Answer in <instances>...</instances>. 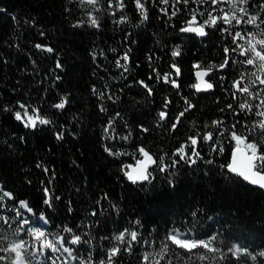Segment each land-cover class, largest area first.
Instances as JSON below:
<instances>
[{
  "label": "trees",
  "instance_id": "obj_1",
  "mask_svg": "<svg viewBox=\"0 0 264 264\" xmlns=\"http://www.w3.org/2000/svg\"><path fill=\"white\" fill-rule=\"evenodd\" d=\"M150 1L142 0L148 14L143 20L134 0H124L123 10L109 8L108 0H101L99 11L82 5L80 0H0V186L11 192L16 202L27 201L35 213L21 209L31 225L14 235L19 227L20 218L15 216L18 203L0 202L5 204L0 216L8 217L10 224L0 220V234L9 240L30 241L28 227L41 229L50 238L58 234L67 238L69 234L63 229L72 228L90 243L66 244L77 258H68L69 264L89 258L99 264L116 244L114 237L125 228L138 231L140 242L133 243L131 252L123 251L125 245H121L115 264H143L145 252L153 254L149 261L152 264L159 259L156 253L161 242L175 230L188 233L189 239L218 235L217 245L225 253L233 244L253 253L264 251V191L221 167L228 164L235 147L230 136L233 124L235 131L256 141L264 151L260 129L249 133L245 127L261 120L255 112L264 108H255L258 99L240 93L236 99L232 97V82L246 73L242 86L248 84L254 79L250 73L256 69H243L241 60L230 53L229 66L214 69L207 77L214 88L197 92L192 88L194 65L207 68L223 62V49L233 43L232 36L219 29H232L233 25L221 22L203 38L182 33L185 20L166 17ZM261 1L249 0L245 7L253 15L259 12L264 19ZM89 12L98 18V28L88 22ZM122 16L127 17L126 22L117 23ZM241 27L245 32L260 31L250 25ZM37 44L54 51L38 49ZM177 46L181 56L173 58L171 53ZM125 52L129 56L127 72L116 63H125L121 59ZM57 61L62 68L56 67ZM172 63L181 69L179 89L157 78V73L162 77L174 72ZM141 80L151 87V95L138 83ZM262 87L257 82L253 91ZM100 92L105 94L103 98ZM61 97H67L66 107L53 108ZM184 98L194 107L185 112L173 131L171 123L186 107ZM245 99L253 104V111L238 107ZM165 100L171 101L167 109ZM17 102L30 105V113L32 107L39 108L40 115L52 123L25 128L14 117L15 111L22 112ZM229 103L233 109L226 107ZM162 110L168 114L163 121L159 118ZM214 120L223 121L219 129L212 126ZM110 121L112 128L105 132ZM57 131L63 132L62 140L56 139ZM208 131L213 132L215 146H222L223 152H214L213 145L201 139L197 150L203 159L196 164L181 160L166 172L152 166L149 172L154 179L150 183L127 179L125 172L130 169L126 166H135L142 159L138 148L144 147L155 158L163 157L165 163H171L178 159L172 154L189 142V136H203ZM220 131L224 135H219ZM105 147L122 154L110 155ZM45 187L53 197L51 207L44 203ZM93 211L97 215H91ZM41 213L47 223L40 220ZM137 220L140 224L135 223ZM201 253L204 250L188 253L169 243L168 256L160 264H167L168 259L172 264H213L212 260L197 259ZM56 255H61V260L67 257L48 253ZM41 264L50 261L42 258ZM215 264H264V258L256 262L246 257L236 260L227 253L224 260L217 256Z\"/></svg>",
  "mask_w": 264,
  "mask_h": 264
},
{
  "label": "snow or ice",
  "instance_id": "obj_2",
  "mask_svg": "<svg viewBox=\"0 0 264 264\" xmlns=\"http://www.w3.org/2000/svg\"><path fill=\"white\" fill-rule=\"evenodd\" d=\"M136 8L138 9L143 20L148 19L147 8L145 3L142 0H134ZM188 0H184V3H187ZM213 6L212 11L208 13L207 17L200 22L197 20V16L193 14L191 19L186 22V26L182 27L180 31L182 33H192L198 37H206L208 32L206 28H216L221 22L223 25L232 26L235 22L236 26L240 25H250L256 29H259V34L257 32H242L235 31L234 33L230 31L229 27H222L219 30L224 33H228L232 36V43L235 47L229 49L227 46L223 49L224 60L219 65H211L207 68H201L199 63L194 65V68L197 69L195 76L197 82L192 85L197 92L209 91L214 88V84L205 79L209 74L215 70H223L229 66V61L231 60L230 53H236L239 51L240 56L246 57L241 63L252 66L256 69L250 73L254 79H251L248 84H243V81L246 79L248 74L241 73L239 79H236L232 82V88L235 89L232 92L233 99L237 98V93L243 94L246 97H250L251 100H259V103L255 105V108L261 109L264 108V96L261 94L264 93V87L259 88L258 91H253V88L259 85H264V28H261V25L264 24V19H261L260 13L253 15L245 7L249 4V0H208ZM82 5L90 6L94 11L100 10L101 0H80ZM162 3L167 4L169 0H162ZM227 3L230 5V10L225 11L223 8H219L217 11L218 5ZM124 0H116V3L113 4V0H108V7H116L120 10L124 8ZM261 11H264V4L259 5ZM167 13V9H161ZM213 13H216L215 15ZM115 15V12L112 13ZM175 13H173L174 15ZM89 23L93 27H99L98 18L92 14L88 13ZM15 19V17L13 18ZM127 17L122 16L117 23L126 22ZM43 35V33H41ZM258 35L260 38H258ZM239 41H244V43H239ZM259 46V47H258ZM36 48L45 50L47 52H53L54 50L51 47H46L41 44L35 45ZM173 58L181 56V51L179 46H177L171 53ZM124 64L117 60V66L122 68L124 72L128 71L126 63L129 61L128 53L125 52L121 57ZM151 59V57H149ZM57 68H62V65L59 61L56 63ZM171 68L174 72L165 73L162 77L157 73V78L162 79L165 83H170L172 87L179 89L180 84L178 82V77L181 74V69L176 63L171 64ZM260 75H257V73ZM59 79V77H57ZM151 79V77H150ZM223 81L224 77L220 78ZM138 83L143 86L149 95L152 94V89L147 83L143 80L138 81ZM93 92H96V89H93ZM100 97H104V93H99ZM111 99V96L108 97ZM18 103L19 109L21 111H15L14 117L16 120L23 123L25 128L36 129L38 125H50L52 121L40 115L39 108L32 107L31 113L29 112L30 105L24 103ZM68 103L67 97H61L58 103L52 105L53 108L63 110ZM171 101L165 100L164 108L167 109ZM184 104L186 105L184 111H181L175 118V121L171 123V129L174 131L177 128V125L181 122V117L185 115V112L191 110L194 105L190 100L184 98ZM228 109H233V105L229 103L226 106ZM238 107L243 111L247 110L249 112L253 111V104L249 102L248 99H245L243 103H240ZM5 111L10 109L5 108ZM101 111H105L103 106H101ZM221 112L224 111L223 108L220 109ZM239 115V113H236ZM117 116L120 114L117 113ZM256 116L261 117L262 119L253 123L251 127L245 125L249 133H254L257 128L260 129L261 134L264 135V111H256ZM168 114L166 111L159 112L160 120H165ZM223 124L222 120L212 121V126L219 129ZM112 128V121L109 122L105 128V132H108ZM236 124L232 125V130L230 131L231 139L235 141V149L232 152L231 161L226 165H221L222 168H226L229 173L234 174L235 176L240 177L243 181H246L250 185L257 186L260 189L264 190V151H261L260 146L256 141H249L247 135L239 134L235 131ZM144 132H147L148 129H143ZM219 135H224V131H220ZM56 139H63V132L57 131L55 133ZM22 139V138H21ZM123 139L127 140L128 137L125 136ZM205 142H210L213 145L212 150L214 152H223V147L217 148L215 145L217 141L214 139V134L211 131H208L200 136L199 134L189 136L188 141L185 144L180 145L176 151L172 154L173 156L178 157V159L171 160V163H165L163 157L155 158L149 151L144 147L138 148V152L143 157V159L137 161L135 166L127 165L126 168L131 169V171H126L125 175L127 179L133 183L137 182H151V179H154L152 174L149 172V168L155 166L159 169L160 172H166L171 168H175L181 160L189 164H196L198 159H203L200 152L197 150L200 140ZM243 146V147H242ZM110 155H120L122 153H113L112 150L108 147H105ZM207 163L211 164L213 161L208 160ZM37 167H41L40 164H37ZM45 173L48 172L47 168L43 169ZM45 200L44 203L49 207L52 206L53 197L49 193L47 187L44 188ZM107 198L106 195L104 197ZM59 199V197H55ZM6 200H11L16 202V198L11 192L5 191L2 186H0V202ZM18 207L15 209V216L19 219V227L14 233L18 235L20 231L25 229V226L31 225V220L23 218L24 214L21 209L26 210L28 213H32L33 209L29 206L27 201H18ZM99 203V201H98ZM5 207V204L0 203V208ZM115 208V205H113ZM70 210V209H69ZM91 215L95 216L97 213L93 211ZM195 215V213H193ZM40 220L47 223V217L43 213L40 214ZM0 220L4 224H9V218L6 216H0ZM136 224H140V221H135ZM10 226V224H9ZM64 232L69 234V237L63 235H57L55 238H50L49 235L38 228H27V235L31 240L24 239H13L9 240L6 235L0 234V264H41V259L46 258L50 261V264H69V259L76 260L77 258L73 256L74 249L65 246L66 244L78 245L81 243H90V241H84L81 235L75 234L72 228H64ZM188 233H181L179 230L170 232L164 240L161 242V247L159 252L156 253V256L159 259L152 261V264H160L162 260H165L169 252V243L175 245L177 248L183 249L188 253H192L194 250L202 249L204 253L197 254V259L203 260H212L215 264L216 258L218 256L219 260L226 259L227 253H230L236 260H240L242 257H246L248 260L256 262L258 258H264V251L259 253H253L249 251L246 247H241L239 244H233L227 248V253L225 250L217 245L218 235H212L208 239H189L187 238ZM116 244L107 250V258L99 261V264H115V258L121 253V245H125L123 251L131 252L132 245L134 242L139 241V233L136 230H129L125 228L118 235L114 237ZM7 241V243H3ZM144 244H148V241H143ZM152 243H155L153 241ZM53 254H67L63 260H61V255H56L55 257L48 256V253ZM207 253L213 254V256H208ZM152 253L145 252L142 260L143 264H149ZM79 264H94L91 258L84 260L81 259ZM167 264H172L171 260H167Z\"/></svg>",
  "mask_w": 264,
  "mask_h": 264
},
{
  "label": "flooded vegetation",
  "instance_id": "obj_3",
  "mask_svg": "<svg viewBox=\"0 0 264 264\" xmlns=\"http://www.w3.org/2000/svg\"><path fill=\"white\" fill-rule=\"evenodd\" d=\"M150 2L152 3V5H157L159 7L160 12L162 14H165L166 17H168L170 19L172 17L173 18L176 17V18H180V19L185 20L184 24L182 25L183 27L186 26V22L191 19V16L193 14H195L197 16V20H199L200 22H203V20L207 17L208 13L211 12L212 8H213V6L210 4V2H208V0H188L187 3H184V0H169V3H167V4L162 3V0H151ZM259 4H260V2H259ZM216 7H217V11L219 10V8H221L220 6H216ZM161 9H167V13H165L164 11H161ZM223 9L225 11H229L230 5L225 3ZM173 13H175V14L173 15ZM213 14L215 15L216 13H213ZM210 29L211 28H206V31L208 32ZM230 31L233 33L235 31L245 32L242 29L241 25L236 26L235 22L233 24V28L230 29ZM239 43H242V42L239 41ZM233 47H235L234 44L231 45L229 47V49H231ZM235 56L237 58H239L241 61L246 59V57L240 56L238 51L235 53ZM242 68L246 69V70H248V69L253 70L254 69L252 66H248V65H245L243 63H242ZM258 75H260L259 72H258ZM262 78H264V77H262Z\"/></svg>",
  "mask_w": 264,
  "mask_h": 264
},
{
  "label": "water",
  "instance_id": "obj_4",
  "mask_svg": "<svg viewBox=\"0 0 264 264\" xmlns=\"http://www.w3.org/2000/svg\"><path fill=\"white\" fill-rule=\"evenodd\" d=\"M197 71V69H194V77H195V83L197 82V79H196V76H195V72ZM212 73V72H211ZM210 73V74H211ZM208 77V76H207ZM207 77H205V79L206 80H208V78ZM209 82H211L210 80H208ZM204 92V91H203ZM243 147V146H242ZM234 149H235V147L232 149V151H231V153H230V157H229V161H228V163L231 161V157H232V152L234 151ZM142 159H143V157H142ZM141 160V159H140ZM137 164V163H136ZM130 171H131V169H130ZM253 186V185H252ZM254 187H257V186H254ZM257 188H259V187H257ZM260 189V188H259ZM262 190V189H261ZM264 191V190H263Z\"/></svg>",
  "mask_w": 264,
  "mask_h": 264
},
{
  "label": "rangeland",
  "instance_id": "obj_5",
  "mask_svg": "<svg viewBox=\"0 0 264 264\" xmlns=\"http://www.w3.org/2000/svg\"><path fill=\"white\" fill-rule=\"evenodd\" d=\"M130 171V170H129Z\"/></svg>",
  "mask_w": 264,
  "mask_h": 264
}]
</instances>
